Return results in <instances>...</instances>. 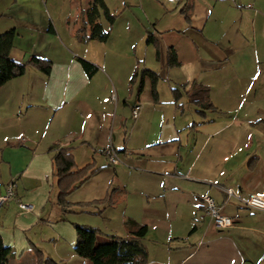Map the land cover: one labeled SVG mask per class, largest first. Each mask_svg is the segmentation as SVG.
Here are the masks:
<instances>
[{"label":"crops","instance_id":"crops-1","mask_svg":"<svg viewBox=\"0 0 264 264\" xmlns=\"http://www.w3.org/2000/svg\"><path fill=\"white\" fill-rule=\"evenodd\" d=\"M61 1L0 0V36L17 32L11 57L53 65L50 76L29 68L0 90V196L17 185L16 200L0 209L9 264L23 232L22 250L38 252L33 264H92L75 253L73 224L99 230L104 245L128 237V219L149 230L148 264H264V212L224 191L264 196V0H103L116 16L113 26L100 20L106 43L75 35L93 0ZM171 50L180 67L169 68ZM145 70L157 74L156 90L148 76L141 85ZM195 82L217 112L191 103ZM61 150L78 170L96 171L68 196L66 212L52 165ZM204 195L235 220L232 229L199 220ZM20 201L34 211L23 213Z\"/></svg>","mask_w":264,"mask_h":264},{"label":"trees","instance_id":"trees-1","mask_svg":"<svg viewBox=\"0 0 264 264\" xmlns=\"http://www.w3.org/2000/svg\"><path fill=\"white\" fill-rule=\"evenodd\" d=\"M102 16L105 17L111 26L115 24L116 16L111 15L105 2L103 0H93L84 12L83 27L76 32V37L82 42L98 41L106 43L109 40L110 33L104 31L100 23ZM16 38V30H11L0 36V90L10 81L23 77L29 68L39 70L46 76H50L52 73L53 65L47 60L33 57L25 64L15 61L11 57V54ZM148 44L155 45L157 50H159L158 44L152 36L149 37ZM159 56L158 53V58ZM81 63L88 77L92 78L96 70L86 61L81 60ZM168 66L169 68L181 66L174 50L169 52ZM146 76L151 78L154 90H156V84L158 82L157 74L150 70H145L142 74L141 85H143ZM136 79L137 75L134 77L132 84L135 83ZM186 88L187 86H183L181 90L184 91ZM181 90H173L176 101L182 98ZM187 96L191 103L198 108L204 111L213 110L217 112L209 100V89L197 82L192 84ZM52 165L53 177L57 182V188L59 190L57 203L66 212L70 207L67 202L68 196L85 184L95 175L96 171L92 172L91 167L78 170V166L69 150H61L58 152L52 159ZM125 226L128 230V237L125 239L109 237L110 243L99 245L98 239L101 236L99 230L75 225L77 236L75 247L76 255L90 261L92 264H148V251L143 244L144 239L149 233L148 228L131 219L125 222ZM11 257L12 249L4 244L0 234V264H9ZM48 264L51 263L48 262Z\"/></svg>","mask_w":264,"mask_h":264},{"label":"built area","instance_id":"built-area-1","mask_svg":"<svg viewBox=\"0 0 264 264\" xmlns=\"http://www.w3.org/2000/svg\"><path fill=\"white\" fill-rule=\"evenodd\" d=\"M169 2H179L180 0H168ZM117 102V95L114 93L112 96V103ZM142 111V106L137 105L133 109L132 116L134 120H137L140 117ZM25 141V140H24ZM23 141V142H24ZM106 156L110 164L118 165L120 163L118 154L114 150H108L106 152ZM17 185L16 183H11L6 193L0 196V209H4L8 204L15 201L17 198L16 195ZM228 199L234 198L239 200L245 207L248 209H252L259 212H264V196L262 195H251L247 199H242L238 193L233 189L224 190ZM202 202V212L199 216L200 221H204L205 219H210L213 227L218 232H225L232 229L235 226V220L225 216L219 206L216 204L214 199L209 195H204L201 198ZM19 207L23 213H31L34 211V206L26 205L23 201L19 202Z\"/></svg>","mask_w":264,"mask_h":264},{"label":"rangeland","instance_id":"rangeland-1","mask_svg":"<svg viewBox=\"0 0 264 264\" xmlns=\"http://www.w3.org/2000/svg\"><path fill=\"white\" fill-rule=\"evenodd\" d=\"M61 2L65 3V4L67 3L66 0L64 2L63 1H61ZM62 3H59L57 5V9L59 10V12L66 13L68 8H67V6H64ZM61 4H62V7H61ZM4 23H6V21H3L2 23H0V26H2ZM263 73H264V68H263ZM263 83H264V74L262 75V78H261V81H260V84H263ZM54 198H55V193L52 194V200ZM23 203L26 204V205L34 206V204L29 203V202H24L23 201ZM48 210L49 211L51 210V205L49 206ZM75 225L73 224L74 230H75ZM38 232L40 234L41 231L36 230V231H33L32 233H30V231H28L27 232V237H29L31 239V241H37L36 239H38V238L34 239L33 237L38 236ZM75 234H76V231H75ZM24 239H26V235H24V232H23V237H21V240L17 239L16 246H15L17 255L14 254L12 264H33L32 262L35 261V256L38 255V252H35L34 255H33V253L31 251H28V252L26 251L25 252V250H22V241H24Z\"/></svg>","mask_w":264,"mask_h":264}]
</instances>
